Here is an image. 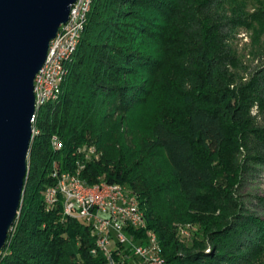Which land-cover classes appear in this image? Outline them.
I'll return each mask as SVG.
<instances>
[{"label":"trees","instance_id":"1","mask_svg":"<svg viewBox=\"0 0 264 264\" xmlns=\"http://www.w3.org/2000/svg\"><path fill=\"white\" fill-rule=\"evenodd\" d=\"M221 1L93 0L77 48L64 64L61 93L38 111L19 214L0 250V264H107L91 228L65 215L59 202L48 209L44 190L55 182L54 169L72 171L83 162L79 148L92 145L100 151L106 142H115L118 126L108 115L130 113L157 86L166 93L175 89L166 82L176 75L188 85L183 94L174 90L187 110L186 121L181 124L162 112L145 147L165 160L168 177L122 145L84 161L80 176L87 185L104 181L136 195L145 227L131 233L135 240L156 234L169 264H264V224L257 226L255 218L233 227L235 222L224 225L225 216L212 215L225 210L219 203L226 198L218 195L227 193L224 189L214 191L220 201L216 205L201 199L213 185L211 165L221 156L229 131L236 143L245 144L252 124L250 106L259 96L257 80L237 86L224 71L227 39L218 32L213 13ZM240 1L232 12L264 29V10L244 15L246 1ZM53 135L61 142L59 149L52 147ZM174 193L186 206L207 212L191 218L202 238L180 240L174 223L185 221L172 212ZM119 252L111 253L115 264L135 261L128 249L126 256Z\"/></svg>","mask_w":264,"mask_h":264},{"label":"rangeland","instance_id":"2","mask_svg":"<svg viewBox=\"0 0 264 264\" xmlns=\"http://www.w3.org/2000/svg\"><path fill=\"white\" fill-rule=\"evenodd\" d=\"M245 1L244 15L248 12L264 10V0ZM227 2L230 1L224 0L217 3L218 7H214L213 10L218 25L221 27V31L218 32L227 39V49L222 54L223 57L221 56L224 71L234 78L237 86L257 80L258 84L255 89L259 96L253 99L250 106L252 124L248 129L245 144L236 143L233 132L229 131L227 142L221 150V156L213 159L211 165L214 172L213 185L202 192L201 199L204 204L216 205L220 201H215L214 191L224 189L227 193L222 192L218 195L222 197L224 194L223 198H226L219 203V206L225 207V210H214L212 215L225 216L224 225L235 222L233 227L235 225L242 227L244 223L248 225L256 218V225L260 226V224H264V73L257 74L264 71V29L259 31L258 21L247 20L238 13L232 12L235 4L238 5L240 0L233 4ZM166 83L171 84L172 87L174 84V88H179L181 94L188 90L186 78L182 75H176ZM175 89L171 88L166 93L162 86H157L130 113L115 112L112 116L108 115L109 120L116 122L118 126L116 134H113L115 142H106L105 148L100 151H97L92 145L89 146L95 148L97 158L103 152L104 154L116 152L117 148L122 145V148L138 154V158H143V162L153 163L155 169L164 178L168 177L165 160L158 155L157 151L145 152V147L150 139L151 126L162 112L181 124L186 121L187 110L182 104L180 94L178 96L174 92ZM164 105L167 108L162 107ZM171 197L174 201L172 212L185 221L184 223H174L180 240L188 242L192 236L197 239L202 238V230L191 222V218L203 211L186 206L181 196L176 193ZM206 214L205 211L203 215ZM204 244L208 251L211 242L207 237Z\"/></svg>","mask_w":264,"mask_h":264},{"label":"water","instance_id":"3","mask_svg":"<svg viewBox=\"0 0 264 264\" xmlns=\"http://www.w3.org/2000/svg\"><path fill=\"white\" fill-rule=\"evenodd\" d=\"M75 0H0V250L28 172L33 79Z\"/></svg>","mask_w":264,"mask_h":264},{"label":"built area","instance_id":"4","mask_svg":"<svg viewBox=\"0 0 264 264\" xmlns=\"http://www.w3.org/2000/svg\"><path fill=\"white\" fill-rule=\"evenodd\" d=\"M81 6L82 0H75L70 6L67 21L59 26L55 37L49 42L45 61L37 72L33 87L36 100L37 96L48 89L55 77V63L59 61V51L67 50ZM78 152L82 154L83 162L77 164H84V161L92 158L94 150L88 146L79 148ZM52 177L55 182L48 189L46 207L49 209L58 202L61 203L65 215L84 222L91 228L92 233H97L103 241V248L108 250L107 264H115L111 258L114 249H120L122 253L128 249L129 255L135 258L132 264H168L161 250L151 243L147 234L144 238L135 240L131 232L139 230V227L134 220L128 195L123 192L121 185L117 194H107L105 187L99 192L81 189L77 181L76 167L75 176H66L63 170L54 169ZM123 255L127 254L124 252Z\"/></svg>","mask_w":264,"mask_h":264},{"label":"bare ground","instance_id":"5","mask_svg":"<svg viewBox=\"0 0 264 264\" xmlns=\"http://www.w3.org/2000/svg\"><path fill=\"white\" fill-rule=\"evenodd\" d=\"M93 0H82V6L79 13V16L76 20L75 25H73L72 34H70V41L67 47V50L59 51V61L55 63V77L48 86V89L41 95L37 96V100L35 99V92L34 94V103H35V109L34 114L31 118V125H32V138L34 135L38 132L35 128L34 124L36 123V117L38 114V111L40 110V107H42L47 102H52L57 99L59 94L61 93V84L65 78L66 75V69L64 67V64L72 58L71 56L75 52L77 45L79 43L81 33L83 31V28L85 26L86 22V16L91 8ZM69 15V14H68ZM35 79H37V73L34 76L33 79V87H35ZM51 144L52 147L55 149H59L61 147V142L59 138L56 135H53L51 137ZM94 152H92V160L93 158L97 159V155L95 154V148L92 147ZM84 164H77L76 166V175H77V181L79 183V188L85 189V190H92V192H99V190H102L104 187L106 188L107 194H117L118 191H120V185H114V184H108L104 181H98L97 183L93 185H87L80 176V171L83 168ZM65 172L66 176H75V167L72 171H63ZM123 188V192L128 195V200L130 201V208L132 212L134 213V220L136 221V225L139 227V230L143 229L145 227V218L143 215V212L141 211L139 205H138V199L137 196L130 193L125 186H121ZM49 187L44 190L43 198L45 203H47V199L49 197ZM96 240H97V249L100 250L106 257H108V250L107 248H103V241L100 237H98V234L95 233ZM150 241L152 244H156L157 249L161 250L160 242L157 239L156 234L150 233L148 235ZM169 264V263H168Z\"/></svg>","mask_w":264,"mask_h":264}]
</instances>
